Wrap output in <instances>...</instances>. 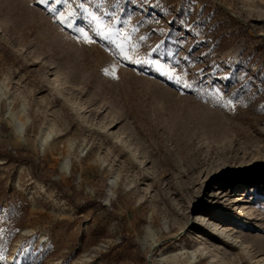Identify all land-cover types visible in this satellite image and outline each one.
I'll return each instance as SVG.
<instances>
[{"label": "rangeland", "instance_id": "obj_1", "mask_svg": "<svg viewBox=\"0 0 264 264\" xmlns=\"http://www.w3.org/2000/svg\"><path fill=\"white\" fill-rule=\"evenodd\" d=\"M0 95V264H264V0H0Z\"/></svg>", "mask_w": 264, "mask_h": 264}, {"label": "snow or ice", "instance_id": "obj_2", "mask_svg": "<svg viewBox=\"0 0 264 264\" xmlns=\"http://www.w3.org/2000/svg\"><path fill=\"white\" fill-rule=\"evenodd\" d=\"M40 2L46 3L47 0H40ZM57 2H59V0H57ZM81 6H83V5H81ZM49 10H51V9H49ZM88 15L96 23L97 35H100L102 37L107 38V35L104 31L106 26L100 22V18L91 12H89ZM57 19H59L60 23H62V24L67 22L63 13L59 14L57 16ZM81 31H82V36H83L84 41L91 43L92 42L91 37L88 36L86 33H83V30H81ZM144 39H145L144 36L140 37V40H144ZM117 47L119 48L120 54L123 56V58L125 60H130V61L135 62V63H146L149 66L153 67L154 70L157 71L158 73H160L161 75L166 76L169 80H175V82L177 84L182 83L183 78L170 65L167 66V68H165V66L163 64H161V62L159 60L152 61V60H149L147 58H145L144 60L139 59L138 57L140 56V53H139L138 47L136 45L129 44L126 48L121 47L120 45H117ZM184 84L186 87H190V85H188L186 82H184Z\"/></svg>", "mask_w": 264, "mask_h": 264}, {"label": "bare ground", "instance_id": "obj_3", "mask_svg": "<svg viewBox=\"0 0 264 264\" xmlns=\"http://www.w3.org/2000/svg\"><path fill=\"white\" fill-rule=\"evenodd\" d=\"M0 100H1V95H0ZM7 115H9L12 118L13 123H14L16 129L19 131V133L22 134L24 132V130H25L27 121H22L18 117H16L15 114L13 112H11V110H10L9 107H8V110H7ZM50 137H51V131H49V130H44L40 134V145H41V147H44V145L48 143ZM64 164L66 166H68L67 165V160H66V162ZM203 217H204L203 215H200L195 220L198 221L200 219H203ZM235 222H237V221H235Z\"/></svg>", "mask_w": 264, "mask_h": 264}]
</instances>
